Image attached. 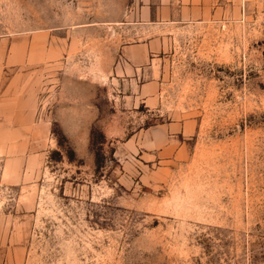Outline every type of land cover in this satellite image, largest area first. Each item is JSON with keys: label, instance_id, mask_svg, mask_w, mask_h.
Returning <instances> with one entry per match:
<instances>
[{"label": "rangeland", "instance_id": "rangeland-1", "mask_svg": "<svg viewBox=\"0 0 264 264\" xmlns=\"http://www.w3.org/2000/svg\"><path fill=\"white\" fill-rule=\"evenodd\" d=\"M140 2L0 0V38L74 45L43 96L55 143L24 264H264V0L157 27L156 108L100 76L103 47L142 39L129 31ZM186 120L185 151L149 150L142 132Z\"/></svg>", "mask_w": 264, "mask_h": 264}, {"label": "crops", "instance_id": "crops-1", "mask_svg": "<svg viewBox=\"0 0 264 264\" xmlns=\"http://www.w3.org/2000/svg\"><path fill=\"white\" fill-rule=\"evenodd\" d=\"M213 3L141 0L140 7H133L129 13L133 23L129 31L142 39L119 43L109 50L103 47L108 62L102 59L105 73L100 76H106L119 94L125 86L130 87L126 94L129 96H125L129 100L158 107L165 40L157 27L207 18ZM111 35L117 36L114 28ZM41 37L34 33L0 38V264H24L28 242L25 220L37 207L38 190L45 180L49 153L55 143L44 92L55 87V76L65 68L62 58L70 65L75 62L73 43L52 45ZM88 51L89 45L84 53ZM70 68L78 69L77 65ZM166 126L164 136L158 135L164 129L162 125L142 132L144 142L158 157L178 156L185 151L186 141H177V132L184 139L195 124L186 120Z\"/></svg>", "mask_w": 264, "mask_h": 264}]
</instances>
